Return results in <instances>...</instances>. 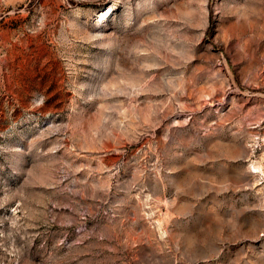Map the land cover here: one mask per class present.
Wrapping results in <instances>:
<instances>
[{"label":"rangeland","instance_id":"obj_1","mask_svg":"<svg viewBox=\"0 0 264 264\" xmlns=\"http://www.w3.org/2000/svg\"><path fill=\"white\" fill-rule=\"evenodd\" d=\"M0 264H264V0H0Z\"/></svg>","mask_w":264,"mask_h":264}]
</instances>
